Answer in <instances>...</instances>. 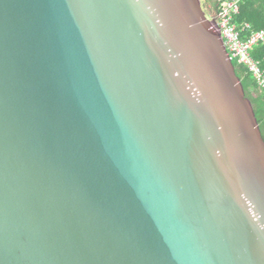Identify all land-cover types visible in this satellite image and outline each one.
<instances>
[{"label":"water","instance_id":"95a60500","mask_svg":"<svg viewBox=\"0 0 264 264\" xmlns=\"http://www.w3.org/2000/svg\"><path fill=\"white\" fill-rule=\"evenodd\" d=\"M231 61L218 0H0V264H264Z\"/></svg>","mask_w":264,"mask_h":264},{"label":"built area","instance_id":"2783aa9c","mask_svg":"<svg viewBox=\"0 0 264 264\" xmlns=\"http://www.w3.org/2000/svg\"><path fill=\"white\" fill-rule=\"evenodd\" d=\"M242 1L218 0L223 25L232 60L245 67L264 92V70L260 62L252 57V51L264 45V31L252 29L248 22L236 21Z\"/></svg>","mask_w":264,"mask_h":264},{"label":"trees","instance_id":"16d2710c","mask_svg":"<svg viewBox=\"0 0 264 264\" xmlns=\"http://www.w3.org/2000/svg\"><path fill=\"white\" fill-rule=\"evenodd\" d=\"M236 21L240 23L248 22L252 29L264 31V0H243L240 4ZM252 57L260 62L261 68L264 70V45H260L252 51ZM231 63L235 75L242 85L245 97L252 104V108H254L255 116L264 140V92L261 91L245 67L238 64L235 60H232Z\"/></svg>","mask_w":264,"mask_h":264}]
</instances>
